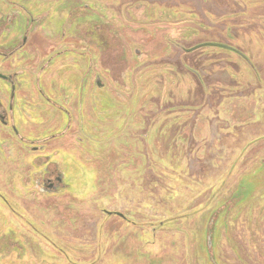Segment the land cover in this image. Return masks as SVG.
Returning <instances> with one entry per match:
<instances>
[{"label":"rangeland","instance_id":"374dc122","mask_svg":"<svg viewBox=\"0 0 264 264\" xmlns=\"http://www.w3.org/2000/svg\"><path fill=\"white\" fill-rule=\"evenodd\" d=\"M15 1L67 15L53 9L62 0H0V16ZM139 1L127 25L132 0H73L103 13L108 45L64 22L65 36L0 57L32 84L19 91L34 104L24 142L43 147L7 157L0 144V195L22 214L0 211V264H264V0ZM7 29L4 52L22 37ZM80 95L74 132L63 102L74 112ZM46 154L66 173L58 192L29 181Z\"/></svg>","mask_w":264,"mask_h":264},{"label":"flooded vegetation","instance_id":"af4514ba","mask_svg":"<svg viewBox=\"0 0 264 264\" xmlns=\"http://www.w3.org/2000/svg\"><path fill=\"white\" fill-rule=\"evenodd\" d=\"M76 1H81V0H76ZM134 1L135 0H132V2L127 4L123 2V17H125V21L127 22V25L131 20L129 14L132 15L133 17L136 16L135 13L132 14L133 7H131V4H133ZM143 1H147V0H143ZM79 3L81 4V2ZM145 3L147 4L149 2L147 1ZM18 4L22 7L21 9L24 12H19ZM136 4L138 6L137 8L139 9L143 6L144 2H142L141 0ZM15 5L17 9L15 15L12 14V15L0 16V36L3 35L4 32H6L9 36H11L9 29H7L8 27V28H16L17 30L22 32V37L21 38L19 37L21 39L20 42H18L19 39H17V41L13 40L10 44L7 43L6 45H4V47H8L10 45L9 46L10 49L7 50V52L0 50L1 58L7 59L8 55H10V57H13L16 54L27 53L28 52L27 46L30 44L28 43L30 42L29 39H32L34 41L35 38L40 37L46 42H48L47 43L48 45L51 42V40H49L47 38V34H45L47 30H50V32H54V33L59 32L61 33V35L65 36L66 31L69 30V28L65 26L66 22L71 23L70 28H73L77 34H80V36L82 32V23L87 22L86 25L89 27L87 31L89 37L93 41L92 43L97 44L98 42H100V40L101 42L105 40L107 41V45H108L110 42V37H111L110 34H112V31L108 27V20L101 18L103 13L101 12L96 13L95 16L89 13L80 14L82 10L80 7L81 5H77L75 7L73 0H62L58 2V4L53 8V9L55 8L58 9V11L55 12H59L60 14L63 13V11H67V15H64V18H60L61 16L58 15L57 17L59 18H57L56 16L51 17L50 13L33 14L31 13L30 9L27 8V6L18 3L17 1H15ZM84 6H85V10L88 11L89 6L86 4ZM144 7H146V5ZM99 46L100 48H98L95 45L94 56H98L99 52L100 53L104 52L103 50L105 46L103 44ZM214 46L220 47V45H214ZM42 47L44 48L49 47L45 49V50H49L51 46L50 45L45 46L43 44ZM196 48L193 49L191 48V50H194ZM186 49L188 50V48ZM63 52H66V50L64 51L57 50L54 56L53 55L50 56L51 58L49 57L48 58L49 60L47 59L48 61H46L47 63H45V68L55 64L56 61L54 60V58L57 59L58 57L63 56L64 54ZM4 63L3 61H0V81L4 82V85L6 86L2 88V90L0 88V125H1L0 133L3 134L2 136H0V144L8 145V148L6 146H3L4 149L3 152H5L4 154L7 157L11 156L13 153H15V150H17L16 147L17 144L23 146V148H26V150L28 151L29 149L30 150L36 149L37 151L39 150L42 151L43 149L42 145L33 146L32 143L26 144L27 141L24 142V140H33V134L30 135V133H33L31 132L32 128L27 119L28 118L32 119L33 117V110L28 109V107H32V105L34 104H33L32 96L20 93L19 91L21 90V86L32 87V84L31 83L27 84L26 81L25 84H23L22 81L18 82L17 73L16 71L15 72L12 71L11 68V65H13V63L10 62L9 66H6ZM95 64H98V61L93 60L90 63L91 70L93 69ZM7 70H10V72H6ZM95 83L100 87L104 85L100 79H96ZM2 92L4 95H1ZM65 92L66 93L69 92L68 88H65V91H63V93ZM65 97H66V102L69 104L70 103L69 96L65 95ZM49 99L51 98L49 97ZM74 102H76L74 105V107H76L74 112L71 111L72 108L68 107V105L65 104V102H63V107H64V111L69 115L71 120L75 121L74 125L76 128H73V131L76 132V130H78L76 126V119H77V124L79 123L78 124L79 126L81 120V95L78 96V100ZM31 125L33 126L32 121H31ZM70 128L71 126L69 127V129ZM25 132H29V135L26 136L24 134ZM7 134H9L10 136ZM48 157H49L48 154L38 156L36 160H39L41 163L40 162L30 163V166L32 164L34 166L35 165L40 166V169L34 171L33 174L32 172L30 173L29 181L40 192H58L62 188L61 186L64 184L66 173L64 170L62 171L60 165L57 162H49L48 160H45L48 159ZM43 158H45L44 161ZM13 201L14 199L6 193V196L2 197L0 200V202L2 203L1 206L2 210L0 209V211H3L4 213V209H3L4 206L6 207V209L10 211L8 212L9 215L11 214L13 215L14 213L15 215L22 216L21 212H18L14 207ZM8 225L9 222L4 223L3 226L7 227ZM255 264H259L258 258L255 259Z\"/></svg>","mask_w":264,"mask_h":264},{"label":"water","instance_id":"95a60500","mask_svg":"<svg viewBox=\"0 0 264 264\" xmlns=\"http://www.w3.org/2000/svg\"><path fill=\"white\" fill-rule=\"evenodd\" d=\"M206 45H220V46H227V45H224V44H221V43H214V42H209L207 43ZM193 49V48H192ZM191 50V49H190Z\"/></svg>","mask_w":264,"mask_h":264},{"label":"crops","instance_id":"0c3cea01","mask_svg":"<svg viewBox=\"0 0 264 264\" xmlns=\"http://www.w3.org/2000/svg\"><path fill=\"white\" fill-rule=\"evenodd\" d=\"M219 36H221V37H222V34L220 33V34H219ZM219 41H221V40H219ZM206 42H208V41H206ZM221 42H222V41H221ZM204 46H207V45H204Z\"/></svg>","mask_w":264,"mask_h":264}]
</instances>
